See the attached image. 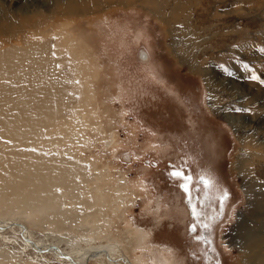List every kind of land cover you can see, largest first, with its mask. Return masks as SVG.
I'll return each mask as SVG.
<instances>
[{
	"label": "rangeland",
	"instance_id": "rangeland-1",
	"mask_svg": "<svg viewBox=\"0 0 264 264\" xmlns=\"http://www.w3.org/2000/svg\"><path fill=\"white\" fill-rule=\"evenodd\" d=\"M55 76L64 92L36 128L0 113L8 121L0 127V222L24 223L38 244L25 248L17 228L0 227V264H76L99 249L113 260L88 264L264 260V248L236 245L240 228L259 220L238 174L240 152L264 191V0H0V93L15 90L18 104H32ZM35 163L63 173L64 201L84 212L66 226L49 213L64 188L54 175L36 187L9 176ZM172 165L194 182L210 174L209 189L192 188L204 233L190 232ZM96 223L109 227L105 234Z\"/></svg>",
	"mask_w": 264,
	"mask_h": 264
},
{
	"label": "bare ground",
	"instance_id": "bare-ground-1",
	"mask_svg": "<svg viewBox=\"0 0 264 264\" xmlns=\"http://www.w3.org/2000/svg\"><path fill=\"white\" fill-rule=\"evenodd\" d=\"M60 79L61 78L59 76H55L48 82L50 84L47 83L45 85H39V88H41V90L43 91L44 96L42 95V97H43L42 99L37 98L36 100L33 99V101L31 100L32 97H30L31 99H29V101H32V104H29L28 102L18 104V100H16V98H15L16 96L14 95L17 91H15L13 89H12L13 91H11V93L10 92H6L5 94L0 93V113L2 114L1 118H3L4 116H7L8 118H10L9 120H11L12 116H15V117L20 119V127L22 128V130L28 129L29 127L36 128L37 124H38V120L40 121L41 119H43L42 117H44V114L48 113L49 106L50 105L52 106L53 102L59 101L58 98L54 95V93L57 92V93H60V95H61V93L64 92L63 91V89H64L63 85L64 84L62 85L63 82L61 83ZM7 94L8 95L11 94V96H9V98H8ZM16 95H17V93H16ZM2 121L3 122H0V127H1V125H4L8 122L6 120H2ZM4 133L10 134V135L5 134V135L7 137L10 136L11 137L10 139L12 141H14V135L11 131L4 130ZM22 134H24V133H22ZM26 141H28V139H26ZM9 147H11V146H9V144L6 145V147H5L6 150ZM10 150H13V148ZM10 150H8L9 153L11 152ZM16 152H17V150H16ZM16 152L14 150V152H12V154H15ZM10 154H8V156ZM17 155H18V153H17ZM238 157L239 158H238L237 168H238V174L241 176L242 183L244 185L243 191L245 193L246 198H248V199L252 198V201H251L252 211L254 212V214L256 216H259V220L257 219L256 223L253 220H249L248 226L240 228L241 230L238 229V231L239 230L240 231L238 232L239 233L237 236L238 241L236 242V245L240 249L245 248L247 250H250L251 248H254V247L264 248V233L255 234V233H250L248 231V229L251 227H254V225L255 226H261L264 229V191L262 189H260L261 186L258 185V183L255 182L254 179H252L250 177V175L248 174V171H250V170L245 167L246 166L245 162L247 161L248 158H246L245 155H243V152H240ZM1 159L2 160H0V161L2 162L3 157ZM5 159H7V158H5ZM18 159H21V158H18ZM15 161H17V158ZM18 161H20V160H18ZM20 162H22V161H20ZM56 166H58V165H56ZM13 169L14 168H12V170ZM48 169L49 168L47 166L45 167L43 164L35 163L32 168L25 169V170L20 169L23 172L22 175H19L18 170L16 171V169H14L13 171H11V173H15V174L10 173L11 175H9V176H11V178L15 182H17V184H19V185L28 186V187H36V186L44 185L54 175L55 176V183L58 185H63L64 188L63 189L61 188L60 190L56 189L59 196L61 194V197H59L58 199L53 198L50 201V203H49L50 212L49 213L53 214L52 217L54 218L53 221L55 222L56 226H58V225L62 226L65 223H71L70 220H72L74 217H77L78 214H83L84 212L82 210L77 209L76 204H72L71 202L64 201V199H65L64 195L65 194L67 195V193L69 194L70 189L68 188L69 187V185L67 184L68 181L64 178L63 173L56 171V170L49 171ZM7 172H8V170H7ZM256 218H258V217H256ZM40 221H41V218L34 217V219H33V223H38ZM13 224L16 226H14ZM93 225L96 227L95 232L101 230L100 232L101 233L103 232L104 234L106 233V231L109 228L104 223H96ZM9 226H10V229H12L14 227L17 228L15 230H17L19 232V237L26 244L25 248H27V247L30 248V246H31L32 249H38V244H36L35 242L32 241V238L30 237L28 230L26 229V226L24 223L21 222V224H19V221H15L13 219H11V221L10 220H1L0 227L6 228ZM19 226H20V228H19ZM64 226H66V225H64ZM107 234H109V233H107ZM101 240H106V239L102 238ZM47 246H48V249L55 250L58 257H59V255H61L62 258H64V257L68 258L63 253H60L61 251L56 246H54V245H47ZM41 248H43V247H41ZM101 255L105 256L109 260H113L104 249H99L97 251L94 250L93 252H88V253L86 252L84 259H82L83 261L74 260V262L76 264H88V262L90 260L95 259L96 257H99ZM255 257H256L255 260L259 261L258 263H255V264H264V260L261 259L263 257V253H258V254H256ZM38 258H40V256ZM41 259L44 260L43 258H41ZM68 260L71 261L70 258H68ZM45 261H46V259H45ZM139 263L144 264L142 260H140ZM32 264H42V263L36 261Z\"/></svg>",
	"mask_w": 264,
	"mask_h": 264
},
{
	"label": "snow or ice",
	"instance_id": "snow-or-ice-1",
	"mask_svg": "<svg viewBox=\"0 0 264 264\" xmlns=\"http://www.w3.org/2000/svg\"><path fill=\"white\" fill-rule=\"evenodd\" d=\"M247 78L255 81L258 79V75L249 74ZM169 176L173 181L178 182V188L182 190V193L187 198L188 207L190 208V215L195 218L201 217L202 214L198 211L197 204L192 202L191 191L192 188L195 187L197 183L202 185L204 190L209 189L212 186V181L211 179L208 178L210 174L202 173L199 175L198 179H196L194 182V176L192 174L186 173L184 167L172 165L169 171ZM227 197H228L227 192H224L222 195L218 197V202L221 209L224 207V203ZM198 226L199 225L197 223H192L190 226V230L195 232L197 231ZM203 227L207 228L208 224H203ZM197 239H199V237H197Z\"/></svg>",
	"mask_w": 264,
	"mask_h": 264
},
{
	"label": "flooded vegetation",
	"instance_id": "flooded-vegetation-1",
	"mask_svg": "<svg viewBox=\"0 0 264 264\" xmlns=\"http://www.w3.org/2000/svg\"><path fill=\"white\" fill-rule=\"evenodd\" d=\"M198 185V184H197ZM200 185V184H199ZM198 187V186H197ZM196 187V188H197ZM198 189V188H197ZM197 189H192V191H191V198H192V202L193 203H197L198 202V199L200 200V197H197V195L195 194V195H193V192H196V190ZM182 191V190H181ZM184 198H185V200H184V203H185V206H186V210H187V218H188V220H189V229H190V226H191V224L192 223H195V222H197V224L199 225L198 226V228L200 229L199 231L200 232H202V233H204V227H203V224H206L207 223V220H206V218L204 217V215H201V217H199V218H195V217H192L191 215H190V208L188 207V200H187V198L185 197V195H184ZM203 197L201 196V199H202ZM202 214V213H201ZM190 232H191V234L193 235V233H195V232H193V231H191L190 230ZM203 240H204V242H206L205 241V239L203 238Z\"/></svg>",
	"mask_w": 264,
	"mask_h": 264
}]
</instances>
